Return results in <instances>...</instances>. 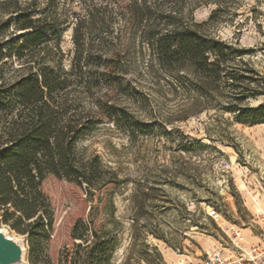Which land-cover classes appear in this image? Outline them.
Segmentation results:
<instances>
[{"label":"rangeland","instance_id":"1","mask_svg":"<svg viewBox=\"0 0 264 264\" xmlns=\"http://www.w3.org/2000/svg\"><path fill=\"white\" fill-rule=\"evenodd\" d=\"M130 1L0 0V23L12 15L13 7H20L56 25L58 35L47 40L39 56L48 61V49L58 45L66 67L74 54L77 19L90 11L103 18L97 27L85 30L93 45L85 56L99 61L96 95L123 110V115L114 121L100 110L104 122L77 148L86 155L98 154L120 177L110 223L117 242L111 264H178L181 258L205 254L225 236L223 228L232 226L252 239L253 215L264 211V119H242L225 109L231 99L227 88L205 100L203 110L182 118V96L173 97L165 81H157L147 71L137 43L126 60ZM217 7L215 2H201L192 16L210 35L251 49L244 59L257 71L252 86L260 93L248 96L241 105L264 104V0H232L211 20ZM0 31V40L17 39L11 34L16 31L13 27ZM53 49L50 57L58 59L61 54ZM120 57L123 66L117 70L113 65ZM19 66L16 61L14 67ZM21 72L10 67L7 76ZM193 95L200 98L196 90ZM88 105L97 110L98 102L89 98ZM47 189L57 208L47 254L59 264L61 248L67 245L73 250L70 227L76 218L87 217L89 204L84 191L73 183L49 180ZM213 207L222 215L220 226L208 214ZM0 226L24 242L26 263L31 264L26 236L11 229L1 216Z\"/></svg>","mask_w":264,"mask_h":264},{"label":"trees","instance_id":"2","mask_svg":"<svg viewBox=\"0 0 264 264\" xmlns=\"http://www.w3.org/2000/svg\"><path fill=\"white\" fill-rule=\"evenodd\" d=\"M201 2L218 4L210 16L214 20L232 0H131L126 60L138 44L147 71L157 81L164 80L173 97L182 96V118L203 110L205 100L227 88L231 99L225 109L242 119H264V104L241 105L248 96L260 93L252 86L257 71L244 59L251 49L203 31L192 16ZM11 10L12 15L0 23V30L13 27L16 31L11 34L17 37L0 40V216L26 236L31 264H53L47 251L54 238L57 208L47 185L49 180L73 183L84 191L89 211L86 218L72 223L73 250L64 245L58 262L111 264L117 242L110 223L120 177L98 154L86 155L77 148L104 122L100 110L114 121L123 115V110L96 95L99 61L85 56L93 47L85 30L97 27L103 18L90 11L77 19L74 54L66 67L58 45L48 49V61L39 56L47 40L58 35L56 25L20 7ZM53 48L61 54L58 59L50 57ZM121 57L113 65L117 70L123 66ZM16 61L19 67H14ZM10 67L22 72L11 78ZM194 90L200 98H194ZM89 98L98 102L97 110L90 108Z\"/></svg>","mask_w":264,"mask_h":264},{"label":"built area","instance_id":"3","mask_svg":"<svg viewBox=\"0 0 264 264\" xmlns=\"http://www.w3.org/2000/svg\"><path fill=\"white\" fill-rule=\"evenodd\" d=\"M220 226L222 215L213 207L208 211ZM254 216L255 230L250 239L241 228H223L225 236L198 257L181 258L178 264H264V211Z\"/></svg>","mask_w":264,"mask_h":264},{"label":"water","instance_id":"4","mask_svg":"<svg viewBox=\"0 0 264 264\" xmlns=\"http://www.w3.org/2000/svg\"><path fill=\"white\" fill-rule=\"evenodd\" d=\"M23 248L14 236L0 228V264H15L22 260Z\"/></svg>","mask_w":264,"mask_h":264},{"label":"bare ground","instance_id":"5","mask_svg":"<svg viewBox=\"0 0 264 264\" xmlns=\"http://www.w3.org/2000/svg\"><path fill=\"white\" fill-rule=\"evenodd\" d=\"M0 228H4V229L8 232L9 235L13 236V235L9 232V230H8L6 227H1V226H0ZM14 237H15V236H14ZM15 238H16L17 241L22 245V248H23L22 260L19 261L18 263H15V264H27V263H26V248H25V244H24L23 241H21V240L18 239L17 237H15Z\"/></svg>","mask_w":264,"mask_h":264}]
</instances>
